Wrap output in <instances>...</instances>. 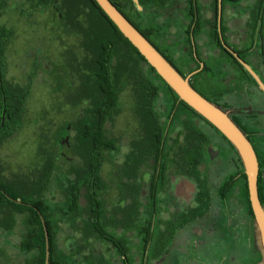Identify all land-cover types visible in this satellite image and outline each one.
Returning <instances> with one entry per match:
<instances>
[{"label":"flooded vegetation","instance_id":"obj_1","mask_svg":"<svg viewBox=\"0 0 264 264\" xmlns=\"http://www.w3.org/2000/svg\"><path fill=\"white\" fill-rule=\"evenodd\" d=\"M160 1H155L152 9L139 10L145 20L116 3L141 29L149 28L152 19L157 33L151 38L168 53L162 42L165 37L177 49V61L193 52L195 61L190 67L196 70L189 76L201 70L190 82L250 140L259 161L258 185L264 188V91L232 53L239 54L264 84V0H166L164 6H158ZM51 5L62 15L56 18L57 27L77 30L81 42L90 43L83 25L75 26L76 21L63 17L60 2ZM82 49L83 56L70 61L68 69L56 71L57 76L66 78L58 92L56 87L50 89L61 97L53 108L62 116L52 126L44 102V132L54 142L51 148L43 144L35 177L25 178L28 183H38L41 199L52 208L50 231H55V236L50 264L259 263L261 246L246 201L245 168L233 144L198 113L192 114L173 99L162 113L158 100L148 102L150 122H160L165 131L159 132L156 126L154 132L145 130V122L137 116L142 107L133 86L130 109L135 129L129 135L113 134L123 112L121 96L127 90L119 96V115L107 116L106 110L97 115L89 93L98 71L91 64V51L85 45ZM211 60L215 61L211 73L199 82L194 80ZM177 61L178 69L187 68ZM2 90L7 91L5 87ZM4 101L8 102L7 96ZM170 107H174L172 120L168 117ZM188 113L200 130L192 126ZM5 173L0 182L7 186L11 180ZM0 188L7 193L2 185ZM72 194L79 195L77 209L71 207ZM28 199H33L31 194ZM260 200L264 206V191ZM21 202L24 204L18 205L36 211L34 204ZM0 217L2 220L3 215ZM18 218L23 219L21 215ZM18 223L11 230L0 226V231H15ZM17 248L27 258L23 264H40L38 249H23L21 243Z\"/></svg>","mask_w":264,"mask_h":264},{"label":"trees","instance_id":"obj_2","mask_svg":"<svg viewBox=\"0 0 264 264\" xmlns=\"http://www.w3.org/2000/svg\"><path fill=\"white\" fill-rule=\"evenodd\" d=\"M4 0H0V11L2 8V3ZM157 0H140V5L147 9H152L156 4ZM41 4H53L55 2L61 3V9L63 11V17L76 21L75 26H81L78 20L81 17H86L90 21L91 30L86 32L92 36L90 43L86 42L85 46L87 50L91 51L94 56V61L91 63L95 66L98 74L94 76L95 80L91 83L92 92H90V98L95 100V109L97 115H104V110H106L107 116H117L120 113H117L118 101L120 94L129 89L131 86L134 87V90L138 96V106L142 107V112L137 116L141 117L145 122V130L151 128L152 132L156 131V127L159 132H164L165 129L160 122L151 123V115L146 112V106L148 102L153 99L158 100L159 102V111L162 113L163 108H166V105L169 106V102L173 99L176 102L180 103L183 108L188 109L192 114L196 112L190 108L186 103L180 100V98L172 91V89L167 85V83L156 73L155 69L148 65L144 57L139 53V51L124 37L116 25L109 19V17L104 13V11L99 7L95 0H41ZM113 4L124 14V16L157 48V50L181 73L184 78H187L192 74L196 69L190 67V64L195 61L194 54L191 52L190 56H186L184 59H179L177 61V49L168 43V40L163 37L162 42L164 48L168 51L165 53L154 40L151 38L152 33H157L156 27L153 26V21L149 28L141 29L134 23L126 13L122 10L116 2L122 3L126 9L134 11L139 15L141 20H145L144 14H142L135 3L132 0L126 1H115L112 0ZM166 0H161L158 6H164ZM164 33H168V27H163ZM2 30V31H1ZM0 67L4 65L5 58V42L1 39L2 36L11 35L12 33L7 29L0 28ZM216 32L213 36V41L211 43L213 46L216 44ZM175 61L178 63H183L187 68L178 69L175 64ZM146 64L149 68V72L144 71V65ZM241 69H244L239 63H237ZM199 68V66H198ZM215 68V61L211 60L210 63L206 64L204 72L196 75L194 80L197 82L200 81V78L212 71ZM214 73V72H212ZM214 78V76H212ZM54 81L58 84L55 91H59L60 86L66 82V78L63 76H56ZM191 85L197 90V85L191 83ZM0 143L7 138L13 136L21 125V119L24 115V104L26 101V92L21 91L19 87H13L5 80V69H0ZM2 87H5L7 90L5 93L2 90ZM21 91V92H20ZM27 91V90H26ZM205 98H207L200 90H197ZM28 93V91H27ZM158 95V96H157ZM7 96V103L4 101V97ZM157 96V98H155ZM212 103L216 104L212 99L207 98ZM217 105V104H216ZM218 106V105H217ZM139 107V109H141ZM219 107V106H218ZM174 107H170V114L168 117L172 120ZM185 109V110H186ZM5 112V113H4ZM185 112L177 115L175 121L179 122ZM188 113V117L192 123V126L196 130H200L195 126L194 116ZM165 116V114H161ZM3 116H5L3 122ZM156 126V127H154ZM212 127V126H211ZM162 140V139H161ZM42 148V147H40ZM41 150V149H40ZM1 175V172H0ZM246 181V201L249 207L250 212L252 213L251 204L249 200V192L247 185L246 174H244ZM20 181V180H19ZM9 182L7 186H4L2 182L0 185L9 193L12 197L17 200L24 202H30L37 206L43 216L45 217L51 246L53 245V240L55 236V231H50L52 228V222L50 220V212L52 208L49 204L44 202L39 194L38 183H28L25 179L20 182ZM30 189V192H29ZM264 188L260 186L259 192L260 196L263 194ZM31 194L32 198L29 200V195ZM71 207L74 209L78 208L79 204V195L72 194ZM263 203V201L261 202ZM263 205V204H262ZM264 207V206H263ZM0 226H5L8 229H12L18 223V215L23 217L21 223L28 227L29 231H26L24 234L21 245L23 249H38L40 251V264H45L46 258V238L45 231L38 213L25 205H18L11 202L2 192H0ZM1 218V217H0ZM54 223V222H53ZM0 232H12V231H0ZM51 250L52 247H51ZM27 253V251L25 252ZM51 260H53L51 258Z\"/></svg>","mask_w":264,"mask_h":264},{"label":"rangeland","instance_id":"obj_3","mask_svg":"<svg viewBox=\"0 0 264 264\" xmlns=\"http://www.w3.org/2000/svg\"><path fill=\"white\" fill-rule=\"evenodd\" d=\"M40 1L4 0L0 11V28L12 33L9 37H1L6 48L3 60L5 80L26 92L25 112L18 131L0 143V172H6V177L16 183L28 178L27 176L32 179L35 177L33 174L39 167L40 147L45 145L51 148L53 145L54 138L47 139L45 123L41 119L45 101L50 110V120L54 123L52 126H55V119L57 121L62 116L53 108L61 97L58 99V94L50 92V89L58 85L52 77L58 75L57 69H68L70 61L85 53L82 49L85 44L81 42L78 31L70 32L57 27L56 18H61L62 15L57 14L51 4L46 8V4H41ZM85 19L83 16L79 20L88 33L92 30ZM90 37L92 38L91 35ZM143 65L144 71L149 72L148 66ZM121 102H124L121 104L123 112L112 128V133L118 136L120 133H132L136 124L130 109V88L121 96ZM65 111L64 109L63 112ZM18 221L15 231L0 232V250L3 251L0 253V264H23L27 259L20 255L17 248L26 233L21 219Z\"/></svg>","mask_w":264,"mask_h":264},{"label":"water","instance_id":"obj_4","mask_svg":"<svg viewBox=\"0 0 264 264\" xmlns=\"http://www.w3.org/2000/svg\"><path fill=\"white\" fill-rule=\"evenodd\" d=\"M99 7L116 25L124 37L139 51L149 66L155 69L156 73L167 83L172 91L186 103L196 113L208 121L219 132H221L236 148L245 168L247 178L249 200L255 217V226L260 240L262 260L257 264H264V207L259 196V161L256 151L242 132L239 126L216 104L209 101L200 94L190 82L191 76L184 78L181 73L157 50V48L124 16V14L113 4L112 0H95ZM138 10L142 11L139 0H132ZM240 64L253 76L264 91V84L251 66L245 62L239 54L232 52ZM204 65L202 64V67ZM1 191H3L0 188ZM4 195L10 201L17 204H24L15 200L5 191ZM35 210L39 213L45 230L46 238V261L50 264L51 245L48 227L44 217L37 207Z\"/></svg>","mask_w":264,"mask_h":264}]
</instances>
